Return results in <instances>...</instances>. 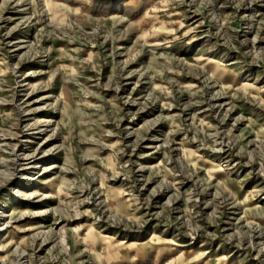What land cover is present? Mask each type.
<instances>
[{
  "label": "rangeland",
  "instance_id": "374dc122",
  "mask_svg": "<svg viewBox=\"0 0 264 264\" xmlns=\"http://www.w3.org/2000/svg\"><path fill=\"white\" fill-rule=\"evenodd\" d=\"M0 264H264V0H0Z\"/></svg>",
  "mask_w": 264,
  "mask_h": 264
},
{
  "label": "bare ground",
  "instance_id": "6f19581e",
  "mask_svg": "<svg viewBox=\"0 0 264 264\" xmlns=\"http://www.w3.org/2000/svg\"><path fill=\"white\" fill-rule=\"evenodd\" d=\"M28 114V113H27ZM49 125H50V123H49V120L48 121H46V120H41V119H39V121L37 122V125L36 126H38V127H41V128H43V130H46L47 129V127H49ZM32 126V125H31ZM30 126V127H31ZM34 126V125H33ZM32 126V127H33ZM42 157H41V155H40V152L38 151V152H36V153H34V154H31L30 153V155H24V157L23 158H21V159H24L25 161L23 162V161H21V163H20V165H21V169L20 170H25V171H27V170H29V169H36L37 168V166L38 165H36V163H38V161L41 159ZM55 166L52 164L51 166H49V167H47V170L46 171H48V170H50V169H52V168H54ZM25 179H28L27 177H25Z\"/></svg>",
  "mask_w": 264,
  "mask_h": 264
}]
</instances>
